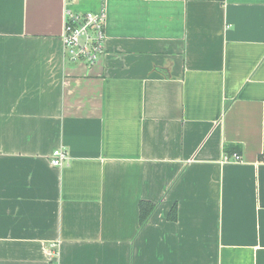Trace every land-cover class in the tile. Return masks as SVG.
I'll return each mask as SVG.
<instances>
[{
  "label": "crops",
  "instance_id": "crops-1",
  "mask_svg": "<svg viewBox=\"0 0 264 264\" xmlns=\"http://www.w3.org/2000/svg\"><path fill=\"white\" fill-rule=\"evenodd\" d=\"M0 264H264V0H0Z\"/></svg>",
  "mask_w": 264,
  "mask_h": 264
},
{
  "label": "built area",
  "instance_id": "built-area-1",
  "mask_svg": "<svg viewBox=\"0 0 264 264\" xmlns=\"http://www.w3.org/2000/svg\"><path fill=\"white\" fill-rule=\"evenodd\" d=\"M106 11L104 7L96 11H73L65 9L61 43L64 55L71 62L95 64L102 56L106 42ZM228 158L239 161L241 156L232 153ZM68 155L65 149L56 148L49 159L54 166H62ZM55 243L48 246V255H52Z\"/></svg>",
  "mask_w": 264,
  "mask_h": 264
},
{
  "label": "trees",
  "instance_id": "trees-1",
  "mask_svg": "<svg viewBox=\"0 0 264 264\" xmlns=\"http://www.w3.org/2000/svg\"><path fill=\"white\" fill-rule=\"evenodd\" d=\"M226 153L231 155L233 152H238V149L232 145H228L225 148ZM155 208V204L148 202V201H140L139 202V222L140 225H143L149 218L150 214ZM177 214L176 205H173V207L170 210V213L168 215V218L170 220H175Z\"/></svg>",
  "mask_w": 264,
  "mask_h": 264
}]
</instances>
